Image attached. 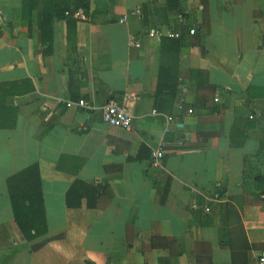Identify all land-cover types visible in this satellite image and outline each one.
Wrapping results in <instances>:
<instances>
[{"label": "crops", "instance_id": "0c3cea01", "mask_svg": "<svg viewBox=\"0 0 264 264\" xmlns=\"http://www.w3.org/2000/svg\"><path fill=\"white\" fill-rule=\"evenodd\" d=\"M50 10L47 0H0L3 118L14 125L0 129V264H257L264 0H179L173 10L92 0L71 54L67 21ZM153 29L181 36L156 41ZM80 100L91 109L67 107ZM111 100L132 117L129 130L102 121ZM31 168L48 230L34 243L66 235L36 254L9 196L11 177ZM76 182L107 185L112 200L68 210Z\"/></svg>", "mask_w": 264, "mask_h": 264}, {"label": "trees", "instance_id": "16d2710c", "mask_svg": "<svg viewBox=\"0 0 264 264\" xmlns=\"http://www.w3.org/2000/svg\"><path fill=\"white\" fill-rule=\"evenodd\" d=\"M92 0H47L51 7L52 19H63L67 21V42L70 54L75 51V23L76 20L71 14L78 10H84L85 14L90 8ZM179 0H167L170 10H173ZM68 12L70 15L66 16ZM5 85H0V129L13 128L12 120L3 118L5 112V96L9 92L4 91ZM8 115V114H6ZM7 121V122H6ZM38 176L36 169H27L10 179L9 196L13 219L18 226L22 238L26 243H32L30 252L38 253L51 242H60L66 239V235L58 236L34 243L48 232L44 214L43 196L38 187ZM110 189L107 185L90 187L82 182H76L66 194L65 205L68 210L81 208L97 209L101 204L108 205L112 200ZM86 264H92L87 262Z\"/></svg>", "mask_w": 264, "mask_h": 264}, {"label": "built area", "instance_id": "2783aa9c", "mask_svg": "<svg viewBox=\"0 0 264 264\" xmlns=\"http://www.w3.org/2000/svg\"><path fill=\"white\" fill-rule=\"evenodd\" d=\"M66 16H69L70 14L68 12L65 13ZM71 16L75 20L79 21H85L86 20V15L84 10L78 9L74 11ZM126 18H123V22ZM194 30H190L188 32L189 35H194ZM1 36V32H0ZM146 36L150 39L154 40H160L163 37L170 38V39H179L180 34L178 32H169V31H163L161 29H153V30H148L146 32ZM128 45L130 47L134 48H140L141 43L140 40L135 36L131 35L128 39ZM71 106H77L80 108H88L91 109V107H88L84 101L80 100L76 103H68L67 107ZM101 117L102 121L112 127H117L125 130H129L132 126V117L122 108V106L114 101H108L103 107H101ZM252 118V117H251ZM163 153L161 151H157L153 158H154V164L158 165L159 161L162 159ZM260 199L264 202V192L260 195ZM257 264H264V257H260L258 260Z\"/></svg>", "mask_w": 264, "mask_h": 264}]
</instances>
